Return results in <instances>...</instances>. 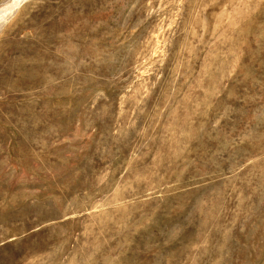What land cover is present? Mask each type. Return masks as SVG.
<instances>
[{
  "label": "rangeland",
  "instance_id": "374dc122",
  "mask_svg": "<svg viewBox=\"0 0 264 264\" xmlns=\"http://www.w3.org/2000/svg\"><path fill=\"white\" fill-rule=\"evenodd\" d=\"M1 16L0 264H264V0Z\"/></svg>",
  "mask_w": 264,
  "mask_h": 264
},
{
  "label": "bare ground",
  "instance_id": "6f19581e",
  "mask_svg": "<svg viewBox=\"0 0 264 264\" xmlns=\"http://www.w3.org/2000/svg\"><path fill=\"white\" fill-rule=\"evenodd\" d=\"M23 1L24 0H14L11 5H9V6L5 7L4 9L0 10V14H2L1 17H4V16H7V15L11 14L14 10L17 9V7Z\"/></svg>",
  "mask_w": 264,
  "mask_h": 264
}]
</instances>
